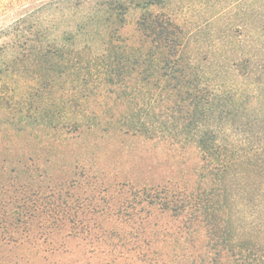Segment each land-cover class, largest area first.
I'll return each mask as SVG.
<instances>
[{
  "label": "trees",
  "instance_id": "obj_1",
  "mask_svg": "<svg viewBox=\"0 0 264 264\" xmlns=\"http://www.w3.org/2000/svg\"><path fill=\"white\" fill-rule=\"evenodd\" d=\"M42 10L60 14L56 27L40 19L38 30L9 32L0 47L1 73L33 70L24 94L0 91V116L21 111L30 122L4 120L0 131L42 126L78 139L107 134L118 115L121 136L191 151L189 178L133 191L103 221L104 244L148 253L153 264H264V0H52ZM135 10L134 31L125 34ZM111 97L114 107L106 104ZM96 109H106L108 120ZM5 162L0 209H10L1 222L24 223L38 201L52 215L67 210L51 201L56 193L40 155ZM243 172L263 181L244 184L246 197L237 199ZM164 215L178 225L161 224ZM247 228L262 240L243 241Z\"/></svg>",
  "mask_w": 264,
  "mask_h": 264
},
{
  "label": "rangeland",
  "instance_id": "obj_2",
  "mask_svg": "<svg viewBox=\"0 0 264 264\" xmlns=\"http://www.w3.org/2000/svg\"><path fill=\"white\" fill-rule=\"evenodd\" d=\"M50 2L52 0H0V47L9 41V32L38 30L40 19L44 20V26L56 27L55 21L60 14L42 10ZM139 15L136 10L127 14L123 33H133ZM61 24H68L67 13H64ZM4 53H0V66L7 60ZM32 71L25 67L22 70L19 66L9 74L0 71V91L9 89L14 94H24L30 86L27 83L31 78L28 74ZM111 99L106 101L107 106H116ZM103 101L98 99L97 103ZM52 103L55 100L49 102ZM52 109L57 108L52 106ZM119 109L124 110L125 107ZM59 110L63 116L71 115L65 108ZM101 111L96 109L101 118L108 120V116L105 117ZM115 112L118 113V109ZM11 116H0V122L10 120ZM55 117L61 119L58 115ZM13 119L26 120V117L19 111ZM118 121L119 117L115 115L110 121L113 130L107 134L84 135L78 139H71L69 136L72 135L65 133H54L42 126L35 130L30 126L25 133L0 131V161L5 159L9 168L20 157L40 155V164L48 174L45 183L54 187L56 193L52 203L67 205V210H58L52 215L53 212L47 211L42 201H38L39 211L18 225H11L12 220L9 219H6L7 223L1 222L0 218V264H153L146 257L148 253L140 257L137 250L127 247L112 251L104 244L100 229H106L103 221L124 202L130 201L133 191L169 180L188 179L186 170L192 164L193 154L191 151L169 150L165 143L121 136ZM74 166L77 168L73 169ZM81 167L86 168L85 175ZM261 175L243 172V179L237 185L238 191L243 188L236 198L246 197L244 184L254 182L258 186L263 181ZM123 181L127 183L124 187L119 185ZM9 209H0V213ZM65 219L76 220L75 224L81 219V225L68 224ZM242 220H238L241 227ZM160 222L167 227L178 225V221L168 215H164ZM235 228L237 233L242 232L243 228ZM241 238L245 242L259 243L263 237L260 231H249L247 228ZM161 254L166 255L165 250Z\"/></svg>",
  "mask_w": 264,
  "mask_h": 264
}]
</instances>
